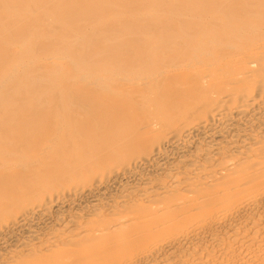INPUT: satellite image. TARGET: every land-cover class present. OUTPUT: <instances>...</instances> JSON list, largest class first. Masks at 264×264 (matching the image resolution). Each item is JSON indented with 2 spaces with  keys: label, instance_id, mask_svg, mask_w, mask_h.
<instances>
[{
  "label": "bare ground",
  "instance_id": "bare-ground-1",
  "mask_svg": "<svg viewBox=\"0 0 264 264\" xmlns=\"http://www.w3.org/2000/svg\"><path fill=\"white\" fill-rule=\"evenodd\" d=\"M0 264H264V0H0Z\"/></svg>",
  "mask_w": 264,
  "mask_h": 264
}]
</instances>
